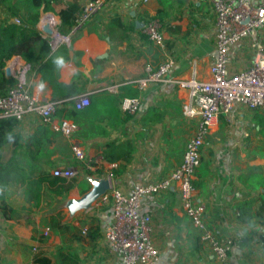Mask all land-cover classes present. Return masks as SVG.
<instances>
[{
    "label": "crops",
    "instance_id": "1",
    "mask_svg": "<svg viewBox=\"0 0 264 264\" xmlns=\"http://www.w3.org/2000/svg\"><path fill=\"white\" fill-rule=\"evenodd\" d=\"M73 1L51 0L52 11L47 12L60 25L58 13ZM87 1L78 0L82 6ZM102 1L103 9L91 17L82 34L68 45L71 48L63 66L54 64L50 71L54 81L71 85L74 92L71 98L86 93L91 98V105L77 116H66L73 110L72 105L57 111L56 122L73 120L78 131L68 139L50 130L51 144H48L53 152L50 159L58 164L55 168H75L79 177L76 187L65 196L66 220L83 231L90 226L100 229L101 238L97 242L85 239L81 245L72 243L81 251L79 264L122 263L103 241V233L113 221L112 204L102 205L98 200L89 209L72 211V202L79 201L93 188L92 180L106 179L109 174L113 175V189L123 193L136 184L167 177L182 162L186 143L195 129V121L185 119L182 113L188 97L185 90L172 82L155 83L145 90L123 83L143 78L147 67L156 68L166 59L175 61L169 79H188L196 72L198 78L207 81L216 55L214 0ZM6 12V7L0 4V21ZM116 18L130 29L126 32L112 24ZM152 19L160 21L163 45L150 42L143 33L144 25ZM15 20L11 18L12 22ZM259 44H264V28L231 48L230 71L250 66ZM32 77L34 89L42 98L57 100L53 98L52 85L44 81L41 66L32 69ZM115 86L117 92H110L109 88ZM125 97L140 99L141 108L135 116L122 111L121 100ZM36 120L28 117L18 124L20 143L25 144L38 131L40 122L32 124ZM263 130L264 107L253 111L237 108L231 115H222L201 149V163L193 180L195 200L205 206L206 228L221 239L234 241L230 264H264ZM72 142L79 143L86 158L94 160L92 176H86L74 165L77 160L71 150ZM4 147L9 156L11 144ZM104 154L113 161H106ZM66 156L67 161H62ZM7 160L1 158L0 163ZM25 191V186L9 183L0 192V205L3 199L17 211L8 220L3 218L0 207V264H34V255H27L25 247L36 246L39 220H30L28 212L31 208L42 213L44 201L33 208L26 201ZM47 198L56 201L64 197L50 192ZM49 207L53 205L47 204L44 211L50 212ZM141 214L151 218L154 243L160 251L158 264H218L209 245L202 242V232L186 214L175 187L146 197ZM62 238L57 234L43 245L47 251H55ZM43 255L52 261L48 253Z\"/></svg>",
    "mask_w": 264,
    "mask_h": 264
},
{
    "label": "built area",
    "instance_id": "2",
    "mask_svg": "<svg viewBox=\"0 0 264 264\" xmlns=\"http://www.w3.org/2000/svg\"><path fill=\"white\" fill-rule=\"evenodd\" d=\"M216 14V55L210 67V79L197 77L196 72L188 79H169L175 61L166 59L156 68L147 67L145 76L130 80L123 85L145 90L155 83L172 82L187 92V100L182 106L185 119L195 121L192 137L187 141L182 162L165 178L153 182L134 185L128 193L113 189L100 199L102 205L112 204L113 221L103 233V241L108 249L117 255L122 264H158L160 251L153 239L151 218L141 214L142 201L149 196L159 195L175 187L182 200L183 208L192 224L202 232L201 240L212 250L218 264H230L229 255L233 249L232 239H221L208 230L204 223L205 206L195 200L193 180L201 163V149L222 115H231L237 108L249 111L264 107V44L255 48L254 57L246 69L230 71L231 48L264 28V2L251 0H214ZM103 9V1H87L77 18L75 32L87 23L93 15ZM19 24V20H15ZM38 31L46 35L52 51L68 46L73 34L63 35L55 16L42 10L38 21ZM46 28L52 31L47 33ZM147 39L163 45L164 36L160 21L149 20L143 28ZM11 77L15 85L6 95L0 96V119H15L18 123L28 117L36 118L41 125L72 139L78 131L77 124L70 119L55 121L54 117L64 101L45 99L35 91L32 77L33 67L22 57L9 60ZM118 87H110L117 92ZM72 109L82 111L91 105L90 94H81L68 100ZM141 101L136 97L121 100V109L128 115L139 113ZM71 150L75 159L92 169L94 160L87 159L82 146L72 142ZM102 160V158H101ZM52 176L71 180L77 176L75 168H55ZM111 182L113 175L107 177ZM49 229L44 232L48 235Z\"/></svg>",
    "mask_w": 264,
    "mask_h": 264
},
{
    "label": "trees",
    "instance_id": "3",
    "mask_svg": "<svg viewBox=\"0 0 264 264\" xmlns=\"http://www.w3.org/2000/svg\"><path fill=\"white\" fill-rule=\"evenodd\" d=\"M0 4L4 5L7 11L6 17L0 21V96L6 95L10 88L15 85L13 77L5 76L6 64L14 56H20L33 68L38 66L43 68L44 81H48L52 85L53 98L64 101L59 109L62 106L71 105V102L68 101L69 98L74 96L71 85L54 81L50 76L57 55H60L63 60L67 59L71 47L62 46L53 52L48 39L44 38L36 28L40 10L52 11L51 0H0ZM81 11V3L74 0L58 13L61 21L59 25L61 34L68 35L77 27L76 21ZM11 18L19 20V24L12 22ZM111 23L121 26L126 32L130 29L119 18L113 19ZM85 25L87 24L85 23L73 33L72 43L82 34ZM75 54L77 56L80 53ZM84 110L75 111L73 109L66 116L74 117ZM18 124L15 119H0V159L8 158L4 163H0V192L9 183L25 186L26 201L33 208H38L41 200L43 201L44 198L49 196L50 192L54 193L56 197L67 196L76 187L78 180L74 178L71 180L57 178L50 173V169L56 166V162L47 157V150H45L49 146L48 144H51V129L46 125H41L38 131L29 138L28 142L22 144L20 143L22 138L16 132ZM9 143L13 147V152L7 156L6 153L1 152V149ZM19 152L29 158L33 170L31 174L26 173L21 167ZM103 157L106 161H113V158L108 157L106 154ZM39 159H42V165L34 161ZM126 160L129 161L130 157H127ZM79 168L86 176L94 174L82 162ZM95 172L99 173L98 170H95ZM0 207L4 219L11 220L13 214H17V211H14L3 199ZM62 219L61 213H51L49 226L56 234L67 239L66 249L68 250H70L69 244L72 245L73 242L81 245L85 239L90 242H97L101 238L100 229L97 226H90L83 231V228L63 222ZM80 259L78 254L65 251H61L58 256L60 264H79ZM33 262L34 264H52V261L43 254H36Z\"/></svg>",
    "mask_w": 264,
    "mask_h": 264
},
{
    "label": "rangeland",
    "instance_id": "4",
    "mask_svg": "<svg viewBox=\"0 0 264 264\" xmlns=\"http://www.w3.org/2000/svg\"><path fill=\"white\" fill-rule=\"evenodd\" d=\"M86 24L88 25L89 21ZM37 121L38 120L33 121L32 124L34 126H36V124L38 123ZM25 143H27V142H25ZM4 148H6V147H4ZM4 148L1 150V152L5 154L6 152H4V151H6V149H4ZM45 150H47V155H48L47 157L51 158V155L53 153L52 150L49 147L45 148ZM8 151L13 152V147L11 146L8 149ZM19 155H20V157H19L20 162L19 163H20L21 167L25 170L26 173L31 174L33 170L31 168V164H30L29 160H27L25 158L26 156L24 154L22 155V153H20V152H19ZM66 159H68V156H66L65 159L62 158V161H64V160L67 161ZM34 161L37 164L42 165V159L34 160ZM43 161H44V159H43ZM80 163L81 162L76 161V163H74V165L80 167ZM57 166H58V164L55 167H57ZM55 167L50 169L51 174H52V171L55 169ZM74 179L79 180V177L76 176ZM43 201L44 202H43V207H42V213L41 212L39 213L37 209L32 210L31 208H30V212H28L30 220H32V219H34V221H36L37 219L39 220V223H38L39 228L35 230L36 231V237H37L36 246H29L28 248L25 247V252L27 253V255H29V256L34 255V257H35L36 254L48 253L51 256L53 264H60V262L58 261V256H59V253L61 251H65V252H69V253L72 252L73 254L75 253V254H78V256H81V251H79V248L75 247L74 245L71 246V244H69L70 250L66 249L67 248L66 243H68V242H67V239H65V238L61 239V245L59 247H56L55 251H49V250L47 251L45 249L46 247L43 245V243L46 244L47 240L49 241L52 238L54 239L57 235L49 226L51 212L53 213L55 211L56 213H61L62 217H63V219H62L63 222L70 223L71 221L66 220V215L63 212V209L66 206L65 204H66L67 198H65V197L62 199L57 198L55 201V200H52L51 198L46 197V198H44ZM47 204L49 206L53 205V208L49 207L50 212H46L43 209L45 206H47ZM47 229H49L48 235L44 236V232ZM33 233H35V232H32V234ZM52 243H54V241Z\"/></svg>",
    "mask_w": 264,
    "mask_h": 264
},
{
    "label": "water",
    "instance_id": "5",
    "mask_svg": "<svg viewBox=\"0 0 264 264\" xmlns=\"http://www.w3.org/2000/svg\"><path fill=\"white\" fill-rule=\"evenodd\" d=\"M47 33L51 34L52 31L46 28ZM5 74L7 77L11 76V70L6 68ZM112 182L106 178L102 180H92L93 188L85 193L79 201H74L71 204L72 211L89 209L93 203L98 201L104 194L111 190Z\"/></svg>",
    "mask_w": 264,
    "mask_h": 264
},
{
    "label": "clouds",
    "instance_id": "6",
    "mask_svg": "<svg viewBox=\"0 0 264 264\" xmlns=\"http://www.w3.org/2000/svg\"><path fill=\"white\" fill-rule=\"evenodd\" d=\"M55 64L59 67V66H63L64 64V60L63 58H57L55 61Z\"/></svg>",
    "mask_w": 264,
    "mask_h": 264
}]
</instances>
